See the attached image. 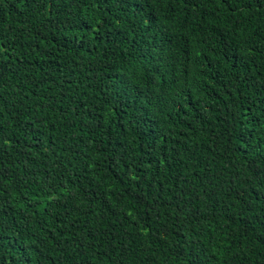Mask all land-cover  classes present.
<instances>
[{
	"label": "trees",
	"instance_id": "16d2710c",
	"mask_svg": "<svg viewBox=\"0 0 264 264\" xmlns=\"http://www.w3.org/2000/svg\"><path fill=\"white\" fill-rule=\"evenodd\" d=\"M0 264H264V0H0Z\"/></svg>",
	"mask_w": 264,
	"mask_h": 264
}]
</instances>
